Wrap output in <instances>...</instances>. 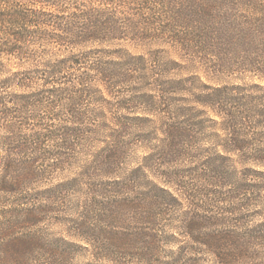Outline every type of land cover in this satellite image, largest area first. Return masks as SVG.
I'll use <instances>...</instances> for the list:
<instances>
[{"label":"trees","instance_id":"obj_1","mask_svg":"<svg viewBox=\"0 0 264 264\" xmlns=\"http://www.w3.org/2000/svg\"><path fill=\"white\" fill-rule=\"evenodd\" d=\"M237 7L264 0H0V264H79L101 228L92 186L122 217L97 260L264 264V85L167 77L183 63L117 47L214 35L264 82V17L252 29ZM198 79L208 109L184 105ZM91 168L117 178L91 183Z\"/></svg>","mask_w":264,"mask_h":264},{"label":"rangeland","instance_id":"obj_2","mask_svg":"<svg viewBox=\"0 0 264 264\" xmlns=\"http://www.w3.org/2000/svg\"><path fill=\"white\" fill-rule=\"evenodd\" d=\"M232 13L236 15V18H241L240 22H244L245 25L252 29L257 28L258 25H261V19L264 17V9L261 8L242 9V7H237L234 11H232ZM261 30H264V28ZM262 33L264 32H261V34ZM210 36L214 35H149L146 40L136 41L134 43L128 40L118 41L117 47L122 46L135 53L149 51L155 55L159 54V56L165 57V61L167 60L166 58H173L183 63L182 66H176L174 64L171 65V63H168L166 67H168L169 70L166 73L169 76L167 77L179 78L197 75L201 82L207 83L209 85H216L219 83L220 85L239 84L248 86L249 84L255 82L264 85V82H260V80L257 78V75H254L253 72L249 70V62L247 58H242L241 55L243 54L236 57L233 55L232 49L230 47H227L226 49L225 46H223V50L212 48L210 46V42L207 41ZM93 46L95 45H91L90 47L93 48ZM219 51L226 53L227 56L224 58L222 57L223 59H220ZM192 54L194 57H196V66L198 67L197 69L187 66L186 60L190 59ZM198 82V87L200 89H194L192 92H182L185 96H187V100L184 101V105L193 106L197 109H208L207 107L203 106L202 104H198L195 101V91L198 92L203 89V87L200 85L199 79ZM105 106L107 107L109 113H117L118 111L117 108L113 107L112 105L105 104ZM127 113L130 114L129 112ZM207 116L220 119L211 111L207 112ZM139 147L140 146H131V149L129 150V158L132 157V155L135 157H140L144 154V150ZM123 165L133 167L135 162L129 161L127 164ZM115 178H117V176L109 175L105 172H97L94 168H91V177L89 179L91 183H94L99 179L100 181H106L107 179ZM93 188L94 186L88 190L90 194L87 195L89 209L92 210L89 221L96 223L95 220L98 217L99 220H101L99 223L101 228L99 231L91 230L87 234L86 245L90 251L88 253L86 252L84 258H78L77 263L112 264L106 260H97V258L93 256L92 250L93 245L95 244L101 247H106L109 244L113 245L112 243L116 242L115 240H117V228L122 227V217L119 216L121 221H117V196H114V192H110L107 189L102 190V192H100L96 198V196L93 194ZM94 213H96L98 216L95 217Z\"/></svg>","mask_w":264,"mask_h":264}]
</instances>
